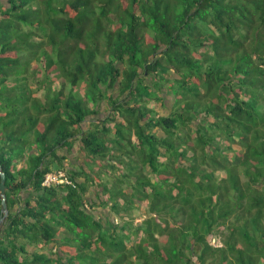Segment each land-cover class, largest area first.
I'll return each instance as SVG.
<instances>
[{
    "label": "trees",
    "instance_id": "16d2710c",
    "mask_svg": "<svg viewBox=\"0 0 264 264\" xmlns=\"http://www.w3.org/2000/svg\"><path fill=\"white\" fill-rule=\"evenodd\" d=\"M0 164V264H264V0H0Z\"/></svg>",
    "mask_w": 264,
    "mask_h": 264
},
{
    "label": "rangeland",
    "instance_id": "374dc122",
    "mask_svg": "<svg viewBox=\"0 0 264 264\" xmlns=\"http://www.w3.org/2000/svg\"><path fill=\"white\" fill-rule=\"evenodd\" d=\"M151 106L152 107H154V106H157L156 107V110L161 114H163V113H166V114H168V113H170L171 112V109L168 107V108H164L160 103H155V102H152V104H151ZM170 107H171V105H169ZM77 146H78V144L77 143H75ZM67 154V153H66ZM69 156H70V160H72V163H76V156H79L78 158H82V155H79V154H77L76 153V151L75 152H72V153H69L68 154ZM64 173H62V174H60V175H50V176H48V179H47V181H46V184H50V182H63V181H61L62 180V178L63 179H65L64 178ZM65 181V180H64ZM104 200H105V197H102ZM142 210V212L141 213H144V208H142L141 209ZM106 211V213L108 212V210H105ZM101 212V211H100ZM142 220V218L139 216L138 217V219L136 220V222H140ZM212 244L214 245V246H221L222 244L215 238V239H213L212 240Z\"/></svg>",
    "mask_w": 264,
    "mask_h": 264
},
{
    "label": "water",
    "instance_id": "95a60500",
    "mask_svg": "<svg viewBox=\"0 0 264 264\" xmlns=\"http://www.w3.org/2000/svg\"><path fill=\"white\" fill-rule=\"evenodd\" d=\"M0 170H1V164H0ZM0 174L2 177L1 184H0V196L2 198V213L4 214V216L0 220V226H2L4 224L5 219L9 215V210L6 204V191H7V187L5 185L6 177H5V174L1 171H0Z\"/></svg>",
    "mask_w": 264,
    "mask_h": 264
},
{
    "label": "clouds",
    "instance_id": "9594fccd",
    "mask_svg": "<svg viewBox=\"0 0 264 264\" xmlns=\"http://www.w3.org/2000/svg\"><path fill=\"white\" fill-rule=\"evenodd\" d=\"M51 183V182H50ZM59 183V182H58Z\"/></svg>",
    "mask_w": 264,
    "mask_h": 264
}]
</instances>
